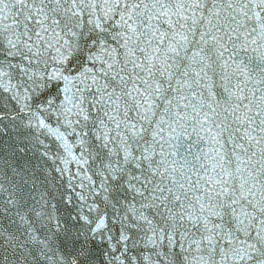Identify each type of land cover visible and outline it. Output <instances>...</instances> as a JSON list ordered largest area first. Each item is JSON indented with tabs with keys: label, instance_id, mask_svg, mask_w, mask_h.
Returning <instances> with one entry per match:
<instances>
[{
	"label": "snow or ice",
	"instance_id": "6c2138e0",
	"mask_svg": "<svg viewBox=\"0 0 264 264\" xmlns=\"http://www.w3.org/2000/svg\"><path fill=\"white\" fill-rule=\"evenodd\" d=\"M0 264H264V0H0Z\"/></svg>",
	"mask_w": 264,
	"mask_h": 264
}]
</instances>
